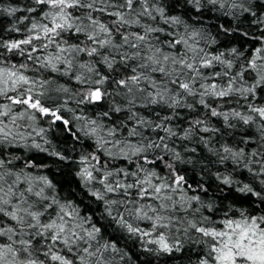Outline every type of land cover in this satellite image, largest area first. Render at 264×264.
<instances>
[{
  "label": "snow or ice",
  "instance_id": "1",
  "mask_svg": "<svg viewBox=\"0 0 264 264\" xmlns=\"http://www.w3.org/2000/svg\"><path fill=\"white\" fill-rule=\"evenodd\" d=\"M35 7L20 9L11 7L5 9L8 15H13L17 11H27L29 13L37 12L38 8H45L40 12L41 20L46 22H38L32 18L30 27L27 29L28 36L20 40H0V48L5 49L9 53L17 52L19 55H27L29 60L40 68L50 69L53 72H60L59 64L66 65L62 74L67 75L72 68V61L65 57V53H84L89 57H100L101 62L109 69H113L116 63L115 59H109L108 56L101 55V49H115L121 56V63L128 60L141 61L137 68H133V74L125 78L115 80L114 83L125 90V99L129 106L136 105V93L143 94L145 103L141 107L147 108L149 105L165 104L169 108H175L181 103L180 97L183 96H199L198 103L203 105L210 116L222 117L227 127H234L228 123L229 118H235L248 125L255 122L256 118L264 120V105L255 106L249 103L248 108L252 114H243L236 109L230 111H218L216 107H212L206 100V97L213 99L233 98L236 96L248 100L249 97L255 99L258 89L264 88V34L257 36L251 31H242V18L247 16V27L249 29L256 28L264 33V2L262 0H184L185 5L191 6L199 16L202 12H215L225 17H231L234 26L226 28L224 25H217V28L224 33L225 36L233 35L242 37L245 40L258 41L261 46L253 49V54L243 63H234L235 61H244V51L237 46L211 54L205 52L204 48L198 46L197 37L205 39L207 43L217 44L215 37L207 34V30L203 27L206 23L203 19H197L200 28L189 25L180 15H170L167 6L161 3V0H33ZM155 13V15L153 14ZM113 17L109 23L104 22L101 17ZM157 16L162 22L171 26H183L184 32L187 34L179 35L177 38L164 41L171 49H175L177 45H183L185 52L183 54L165 53L162 48L155 47L151 44L149 36L155 32H164L163 28L153 27L150 24H141V17H147L151 21H155ZM29 19V17H24ZM133 25L140 26L143 33H132L126 35L121 32V28L131 27ZM12 31H19L13 28ZM72 32L74 34H83L91 46L80 47L78 45L69 44L63 46L62 34ZM119 35L120 43H114L113 34ZM170 36H176V33H168ZM189 40H193L190 44ZM33 41H42L39 46L33 44ZM30 45L31 51L26 52L22 47ZM50 45H54L57 54L33 56V53H39L41 50H47ZM129 49H135L134 52L123 51L124 46ZM141 45H144L147 55H141ZM191 53V56L188 55ZM231 57L230 58H226ZM222 65L223 72H209L205 74L202 69H212L215 65ZM79 67H87L84 64ZM238 68L233 73L232 69ZM28 65L21 63L20 65L10 64L5 66L0 62V97H6L9 104H0V145H14L24 141V147H32L41 151H47L42 148L41 144L26 143L27 138L23 136L17 129L20 125L18 120L28 119L35 120V112H39L42 116H52L53 123L60 121L64 124L65 130L68 131L73 138L79 142V137L75 132L71 131V121L60 115L61 108L72 112L67 108V102H60L53 99V104L59 103L58 107H46L41 102L43 92L36 93L35 87L40 88L48 81L33 80L25 75L28 71ZM89 68V71H92ZM147 73V74H146ZM152 73H160L166 78V82H157L152 78ZM252 73L251 81L245 80V74ZM217 78H221V82L217 83ZM78 81H82L80 76H76ZM109 80L108 76H100L99 79L92 81L95 85L93 88L81 94L77 101L80 104H94L103 101L107 96L112 95L103 85ZM142 81H147L152 91H146L140 88ZM207 81H212L211 83ZM169 83L175 85L177 91L169 88ZM198 85V87H197ZM27 86V87H24ZM23 88V91L20 89ZM135 88V92L133 89ZM16 92L17 95L9 96L8 92ZM56 92H67V88H59ZM118 94V93H117ZM35 97V98H34ZM24 105L23 111L14 113L12 106ZM192 108V105H186ZM219 107H223L220 105ZM29 110H35L29 113ZM123 109L113 105L110 111L119 113ZM131 111V107L128 109ZM158 115V114H157ZM102 117H109V112L101 114ZM4 118H7V122ZM83 116H73L72 120H85ZM130 119L136 121L139 125L148 124L151 121L140 118L136 113H132ZM169 120L171 117H163ZM196 125H202L204 121L196 120ZM155 128L163 129L169 135H176L171 128L165 124H156ZM155 130V129H153ZM261 139L264 140V125L259 126ZM85 137L94 138L97 151L102 152L108 158H124L130 156L139 157L143 164L137 162L135 171H126L122 168L107 169L108 161L101 162V158L95 154L81 156L80 163L85 165L76 173L81 179L84 186L89 188L94 182L102 186V190L91 191V195L97 200L102 201L105 205V212L112 217L121 228L126 229L129 233L137 234L141 237L151 236L152 232L142 231L135 228L127 219L124 213L129 217H135L137 220L146 219L152 221V229H167L172 224V218L161 215L160 213L169 208L175 209V203H166L171 201L172 197L166 195L167 191L175 192L182 189L184 177L173 174L172 183L169 184L163 178L159 177L155 171H148L144 168V164H155V160L149 159L148 153L159 149L166 154H170L175 160L180 161L181 156L178 152L168 148L164 138L160 137L159 141L148 140L147 143L132 144L127 140L106 139L114 138L117 134L116 127H109L104 131V125L95 119H87L84 127L80 129ZM204 132H213L217 129L203 127ZM44 129H40L43 134ZM191 134L189 129L183 138H187ZM129 136H137L139 133L135 128L128 133ZM142 141L146 138L142 137ZM207 143V141H204ZM254 142L252 138H247L241 143L248 144ZM45 143H48L45 141ZM111 145V147H108ZM264 147V145H261ZM116 149V151H113ZM195 151V149H192ZM224 155L219 156V162L224 163L225 160L231 159L234 164H240L243 161V167L252 174V183H243L237 188V191L244 195H251L264 203V153L253 150L246 154L244 149L234 150L231 147H223ZM51 155L57 157L61 161L67 160L68 157L59 152L53 151ZM246 156L249 157L246 159ZM260 157V159H253ZM163 162L164 157H157ZM15 157L0 158V215L15 222L13 225L5 224L0 221V237L6 238V242H0V264H44V261L33 256V241L37 237L40 238L38 243L42 245L45 251L43 255L49 261V264H108L105 260L104 253L111 249L119 251L114 244L97 242V236L101 229L91 224L90 217H81L77 208L71 202L61 203L55 196L45 194V188L53 189L54 185L46 177H39L43 186L34 187L32 178L25 173L24 169L13 171L9 165H13ZM94 162V163H92ZM131 162V161H130ZM190 162V161H189ZM259 165V167H255ZM37 167L31 161L24 162V168ZM166 167L172 168V164ZM142 174V178H141ZM123 176L124 180L114 179L111 177ZM13 177L9 183L6 178ZM128 177H133V182H126ZM158 180L159 183L153 181ZM217 179L226 186L238 183L231 176L221 177L217 175ZM24 183L27 187L23 190L19 185ZM256 184L257 190L253 187ZM201 191H207L201 188ZM133 191L135 195L133 196ZM26 193L28 195H26ZM108 194L115 196H123L124 199L108 198ZM29 196L37 198L29 200ZM148 199L159 201L157 207H153L149 203H141ZM185 198L182 196L181 200ZM47 201V203H44ZM190 201H197L209 212L214 211V202H203L200 196H192L185 203L190 206ZM53 206L59 209L55 217L49 215L47 222H42V217L49 213ZM116 208L117 215L113 216V208ZM123 208V212L119 209ZM71 209V210H70ZM186 210V209H185ZM196 212L200 208L195 209ZM151 213V215H149ZM188 224V228L200 233L202 237L208 238L209 252L207 256L199 261V264H264V215L252 216L241 211L239 219L227 218L220 223L222 228L218 229L212 226L216 222L210 216H201L200 225L195 221H184ZM88 224V227L85 225ZM187 232V229H185ZM28 237L25 239L24 237ZM158 246L157 251L171 253L174 250L179 252L181 246L179 243H169L164 233H160L155 240L148 241ZM67 252V255L61 254Z\"/></svg>",
  "mask_w": 264,
  "mask_h": 264
},
{
  "label": "trees",
  "instance_id": "2",
  "mask_svg": "<svg viewBox=\"0 0 264 264\" xmlns=\"http://www.w3.org/2000/svg\"><path fill=\"white\" fill-rule=\"evenodd\" d=\"M264 2V0H262ZM161 3L167 6L168 13L170 15H180L189 25L195 28H200L201 25L196 21L197 19H203L206 23L203 27L207 30V34L215 37L218 41L217 44L207 43L205 39L196 38L198 46L204 48L207 53H217L222 50L231 48L232 46L239 47L244 51L245 60L235 61L234 63L246 62L247 58H250L253 54V49L260 47L261 44L258 41L245 40L242 37L233 35L225 36L221 32L217 25H224L226 28L234 26V22L231 17H225L215 12H202L199 16L192 9L191 6L185 5L184 0H161ZM151 6V0H150ZM17 7L20 9H26L28 7H35L33 0H0V40H20L28 36L27 29L30 27L32 18L38 22H46L41 20L40 12L46 10L45 8H38L37 12L29 13L27 11H17L13 15H8L5 9ZM155 15V13H153ZM29 17V19H24ZM101 19L109 23L113 17L102 16ZM250 18L245 16L242 18L243 24L242 31H251L257 36L261 33L256 28L247 27L248 20ZM141 24H150L153 27L163 28L164 32H155L150 34L149 40L155 47H160L165 53L170 54H183L186 50L183 45H177L175 49H171L164 41H169L177 38L179 35H187L184 32L183 26H171L162 22L159 16L155 21L149 20L147 17H141ZM111 27V24L109 23ZM16 28L19 31H12ZM121 32L126 35L132 33H143L140 26L133 25L127 28H121ZM168 33H176V36H170ZM114 43H120L119 35L113 34ZM58 41L66 42L63 46L69 44L78 45L80 47L91 46L83 34H74L72 32L62 34V38H57ZM42 41H33V44L39 46ZM192 44L193 40H189ZM26 52L31 51L30 45L22 46ZM102 56H108L109 59L114 58L116 63L113 69L109 70L102 62L100 57H89L84 53H65V57L71 59L72 68L69 74H62L66 68L63 63L58 67L60 72H53L50 69L40 68L39 65L34 64L32 60L27 58V55H19L17 52L9 53L5 49L0 48V62L5 66L10 64L21 63L28 65V71L25 75L29 76L33 80L48 81L43 88L38 85L34 91L36 93L43 92L41 102L50 108L58 107L59 103L53 104L52 100L57 99L60 102H67V108L72 109V112L66 111L61 108L60 115L71 121L68 126L72 132L76 133L79 137L77 142L73 136L65 130V126L60 121L53 123V117L50 115L42 116L39 112H35L36 119L31 120L26 116L24 119L18 120L20 125L19 131L23 136L27 138L26 143L31 145L33 141L41 144L42 148L47 151H41L32 147H24V141L14 145H0V158L15 157L13 165H9L13 171H19L24 169L25 173L32 178L34 187L43 186L39 177H46L55 186L53 189L45 188V194L48 196H55L61 203L71 202L79 211L81 217H90L91 224L101 229L100 234L97 236V242L101 245L104 243L114 244L119 251H112L109 249L104 253L105 260L108 264H199V261L207 256L209 252L208 238L202 237L200 233L193 229L188 228V224L184 221H195L200 225L201 216H210L215 224L204 225L212 226L218 229L223 225L220 223L227 218L239 219L241 211H245L246 214L252 216L264 215V203H261L257 198L251 195H244L237 191L240 184L252 183L253 177L243 167V161L240 164H234L231 159L225 160L224 163L219 162V156L224 155L222 152L223 147H231L234 150L244 149L248 154L253 150L264 153V140L261 139L259 133V126L264 125V120L256 118L252 124L245 125L242 121L229 118L228 123L234 125V127H227L222 117H212L208 113V110L198 103L199 96H183L180 97L181 103L175 108H169L165 104L149 105L147 108L141 107V104L145 103L143 94L136 93V105L129 106L125 99V90L119 88L114 81L125 78L133 74L132 69L137 68L138 63L141 61L128 60L125 63H121V56L115 49H101ZM123 51L134 52L135 49H129L127 45L124 46ZM57 50L54 45H50L49 48L41 50L39 53H33V56L40 55H56ZM141 55H147L144 45H141ZM191 56V53H188ZM230 58L231 57H227ZM84 64L87 67L81 68L79 65ZM92 68V71H89ZM225 69L222 65H215L212 69H202L205 74L209 72H223ZM238 68H233L232 72L235 73ZM147 74V73H146ZM252 73L245 74V80L251 81ZM76 76H80L82 81H78ZM100 76H108L109 80L102 86L106 88L112 95L107 96L103 101L94 104H80L77 101L80 99L81 94L93 88L95 85L92 81L100 78ZM152 78L159 82H166V78L160 73H152ZM211 83L212 81H207ZM217 83L221 82V78H217ZM169 88L173 90V93L177 91L175 85L169 83ZM27 87V86H24ZM140 88L146 91H152L151 85L147 81H142L139 85ZM198 87V85H197ZM67 88V92H56V89ZM24 89L21 88L20 91ZM135 92V88L133 89ZM118 93V94H117ZM9 96L17 95L16 92L9 91ZM35 98V97H34ZM206 100L212 107H216L218 111H230L236 109L243 114H252L249 111V103L255 106L264 105V88L258 89L255 99L249 97L245 100L242 97L236 96L233 98L213 99L212 97H206ZM0 104H9L6 97H0ZM192 105V108L186 105ZM115 105L121 107L123 110L119 113L110 111V108ZM222 105L223 107H219ZM24 105L12 106L14 113H19L24 110ZM131 107V111H129ZM35 110H29V113ZM109 112V117H102L101 114ZM136 113L138 117L150 120L151 126L148 124L139 125L135 120L130 119L132 113ZM158 114V115H157ZM73 116H83L86 119L77 121L72 120ZM163 117H171L169 120H164ZM7 122V118H4ZM87 119H95L98 123L104 125V131L106 132L109 127H116L117 134L114 138L116 140H127L129 143H147L148 140L159 141L160 137L164 138V142L167 143L168 148L178 152L181 156V160L177 161L170 154L157 149L154 152L148 153L149 159L155 160V164H144V168L148 171H155L157 175L163 178L169 184L172 183L173 174H178L184 177L182 189H178L175 192L167 191L165 194L172 197L171 201L166 203H175L176 208H171L162 211L160 214L171 217L172 224L167 229L157 228L156 231L152 229V221L146 219L137 220L135 217H129L127 213H124V218L132 224L133 227L139 228L142 231L152 232L151 236L141 237L137 234L129 233L126 229L121 228L119 224L107 215L105 212V205L102 201L97 200L91 195V191L102 190V186L98 183H93L89 188H86L81 179L76 175L78 171L85 165L80 163L81 156L88 154H95L100 156L101 162L108 161L107 169L122 168L126 171H135L137 162L143 164V161L136 156H130L128 159L108 158L102 152L97 151L96 142L94 138L85 137L80 131L87 121ZM196 120H202V125H196L193 122ZM163 123L167 127L171 128L176 135H169L163 129L155 128L156 124ZM209 127L217 129L213 132L202 131L203 127ZM135 128L139 133L137 136H129L128 133L131 129ZM40 129H44L43 134H40ZM155 129V130H153ZM191 129V134L187 138H183L185 133ZM142 137L146 138L142 141ZM252 138L254 142L244 144L242 140ZM47 141L48 143H45ZM204 141H207L205 143ZM111 147V145H108ZM195 149V151H192ZM59 152L68 157L67 160L61 161L57 157L51 155V153ZM116 151V149H113ZM163 156V162L157 157ZM249 157L246 156V159ZM253 159H260L255 157ZM31 161L37 167L24 168V162ZM131 161V162H130ZM190 161V162H189ZM94 163V162H92ZM167 164H172V168L166 167ZM259 167V165H255ZM231 176L232 179L238 183H234L231 186L224 185L221 180L217 179V175ZM142 178V174H141ZM10 183L13 177L6 178ZM110 180L119 179L124 180L123 176H116L109 178ZM133 177H128L126 182H133ZM159 183L158 180L153 181ZM27 187L26 184L21 183L19 188L21 190ZM257 190L256 184H253ZM201 188L207 189V191H201ZM26 195H28L26 193ZM135 192L133 191V196ZM200 196L203 202H214V211L209 212L201 206L197 201H190V206L185 201L192 196ZM184 200H181V197ZM108 198L112 199H124L123 196H115L108 194ZM37 198L29 196V200H36ZM44 203H47L45 201ZM141 203L152 204L153 207L159 205V201L154 199H148L141 201ZM200 208L199 212L195 209ZM186 209V210H185ZM71 210V209H70ZM59 209L53 206V209L49 210L42 222H47L49 215L55 217L56 212ZM123 212V208L119 209ZM117 215V210L113 208V216ZM151 215V213H149ZM0 221L5 224L13 225L15 222L0 215ZM3 226V225H0ZM89 225L86 224L85 227ZM187 229V232H185ZM160 233H164L168 238L169 243H179L181 250L179 252L173 251L171 253H164L157 251L158 246L148 241L158 238ZM27 239L28 237H24ZM39 237L33 241V256L39 260L44 261V264H49V261L43 255L44 249L38 241ZM0 242H6V238L0 237ZM61 254L67 255V252ZM55 264V262H52Z\"/></svg>",
  "mask_w": 264,
  "mask_h": 264
}]
</instances>
